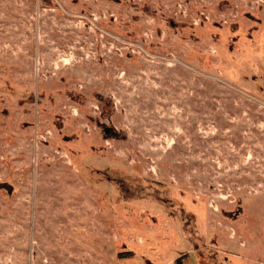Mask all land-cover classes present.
<instances>
[{
	"label": "rangeland",
	"instance_id": "obj_1",
	"mask_svg": "<svg viewBox=\"0 0 264 264\" xmlns=\"http://www.w3.org/2000/svg\"><path fill=\"white\" fill-rule=\"evenodd\" d=\"M0 264H264V0H0Z\"/></svg>",
	"mask_w": 264,
	"mask_h": 264
}]
</instances>
